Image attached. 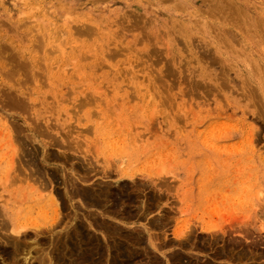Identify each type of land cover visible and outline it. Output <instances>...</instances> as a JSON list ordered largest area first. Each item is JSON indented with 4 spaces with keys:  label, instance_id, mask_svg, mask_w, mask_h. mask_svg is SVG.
<instances>
[{
    "label": "rangeland",
    "instance_id": "374dc122",
    "mask_svg": "<svg viewBox=\"0 0 264 264\" xmlns=\"http://www.w3.org/2000/svg\"><path fill=\"white\" fill-rule=\"evenodd\" d=\"M237 1L0 0V43L7 46V51H0V63L4 67V70L0 69V200L7 203L10 213L20 222L40 223L45 231L42 235L47 239L50 233L46 226L54 222L57 213V224L54 222L51 226L58 225L56 230L65 232L68 225L72 226L66 215L71 211L74 215L72 209L82 199H71L69 194L66 196L64 181L80 177L76 180L77 186L87 188L88 185V188L97 189V193L110 188L109 204L127 211L121 213L126 217L123 220L118 216L107 217L108 222H119L126 233L143 228L140 231L143 240L141 244L132 246V251L134 261L144 260L130 264H144L150 255L163 263L165 258H161L164 255H175L174 259H180L181 263L264 264V0H241L247 3L250 11L254 9L252 12L259 20L250 25L248 15L239 16V33L226 23L236 17L237 11L230 8L231 5L238 6L240 2ZM215 5H224L223 12L217 13ZM128 12L134 13L132 16L137 14L134 17L136 24L131 23L134 19ZM80 16L86 24L94 22L93 25L98 26L93 30L89 24L88 32L82 29V34L78 35L75 27L71 26L81 22L76 20ZM138 17V22L144 27L137 23ZM178 21L182 25H173ZM65 22L68 24L64 25ZM121 26L123 29L120 30ZM225 28L230 33L223 31ZM231 34L232 37L237 36L238 44L229 36ZM196 45L201 46L198 48ZM110 52H114L112 54L116 58L112 59ZM213 57L218 58L215 65L211 62H215ZM153 58L158 62L151 63ZM164 58L170 64L166 65L167 68ZM209 58L212 59L208 61ZM23 62L29 68L21 67ZM152 68L157 69H153L156 73L151 71ZM7 72L14 82L10 76L7 77ZM157 73L164 76H157ZM222 74L229 78L228 81ZM153 75L157 77L154 79ZM160 77L165 81H160ZM22 79L24 85L20 83ZM171 79L175 81L172 83ZM244 84L250 88L246 89ZM2 88L6 92L16 91L19 95L15 98L24 94L16 100L20 104L9 102V105L6 102L10 99L6 96L8 93L5 95ZM89 97L91 101L87 100ZM166 97L171 99L167 98L168 101ZM164 99L165 105L160 102ZM24 101L29 106L24 107L23 112L21 103ZM3 106H6L3 108L6 113L1 111ZM108 110L113 111L110 113ZM34 124L39 125L37 127L42 124V129L37 128V132ZM83 128L91 129V134ZM13 137L20 138V142L16 139L15 144ZM21 137L26 138L25 141ZM23 147H32L43 158L50 155L46 159L39 155L36 160L40 159L37 164L41 163L40 167L46 168L44 177L48 178L42 180L35 175L27 181L23 174L20 175L30 172L25 167L24 159L28 155L22 156L27 152ZM14 155L16 160H22L20 164L14 160ZM14 162L24 171L20 172ZM11 177L15 180L12 181ZM27 195L31 198L26 199ZM52 196L57 197L55 201ZM71 202L75 206L72 207ZM26 203L34 205L31 210L35 212L27 213L24 209L28 205ZM80 206L74 211H79L78 216L86 223L82 212H87V209L81 210ZM102 208L94 207L97 213ZM129 209L135 214L129 215ZM0 231L2 248L7 245L3 238L8 231L1 225ZM96 234L100 239L104 238L101 231H96ZM115 237L119 239L118 234ZM106 240L102 243L106 244ZM110 240L107 241L109 246L113 243ZM151 243L157 246L153 248ZM45 244L41 243L46 247ZM111 252L107 255L110 259Z\"/></svg>",
    "mask_w": 264,
    "mask_h": 264
},
{
    "label": "bare ground",
    "instance_id": "6f19581e",
    "mask_svg": "<svg viewBox=\"0 0 264 264\" xmlns=\"http://www.w3.org/2000/svg\"><path fill=\"white\" fill-rule=\"evenodd\" d=\"M164 1H166V0H164ZM175 1V0H174ZM224 1V0H223ZM257 1V0H256ZM170 2V1H169ZM193 2V1H192ZM204 2V1H203ZM220 2V1H219ZM234 2V1H233ZM237 2H240L239 3V5L237 6V5H235V6H233V5H231V10H234V11H237V13H235L236 14V17L234 18V17H232V19H233V21H230V22H228V21H226V23H230V25L233 27V29L234 30H236L237 31V33H239L238 32V30H240V26H239V23H240V18H239V16H243V15H248L250 18H249V21H250V25H254L255 23H258V20L259 19H257L255 16H257V15H255V13L254 12H252V11H254V9H252V11H250L249 9H248V5H247V3H244V2H242L241 0H238ZM149 3H150V1H149ZM130 4V3H129ZM191 4V3H190ZM198 4V3H197ZM212 4V3H211ZM211 4H210V6H211ZM236 4V3H235ZM249 4V3H248ZM152 5V4H151ZM249 5H252V4H249ZM263 5V4H262ZM104 6V5H103ZM167 6V5H166ZM225 6H227V5H225ZM253 6V5H252ZM135 7V6H134ZM195 7V6H194ZM223 7H224V5H218V6H216L215 5V9L217 10V13H219L220 14V12H223ZM31 8V7H30ZM199 8V7H198ZM259 8V7H258ZM140 9H142V8H140ZM190 9V8H189ZM202 9V8H201ZM260 9V8H259ZM127 11H129V10H127ZM163 11V10H162ZM178 11V10H177ZM201 11V10H200ZM23 12V11H22ZM137 12H139V11H137ZM149 12V11H148ZM179 12V11H178ZM184 12V11H183ZM129 13V12H128ZM187 13V12H186ZM216 13V12H215ZM234 13V12H233ZM232 13V14H233ZM11 14V13H10ZM130 15L129 16H132L131 15V13H129ZM149 14V13H148ZM184 14V13H183ZM200 14H202V13H200ZM218 14V15H219ZM223 14H225V13H223ZM122 15H127V14H123L122 13ZM136 16H137V14H135ZM132 16L133 17V19H134V21L133 22H131V23H134L135 22V20H136V18H134V17H136V16ZM152 15V14H151ZM140 16L141 17H143L141 14H140ZM139 16V17H140ZM180 16V15H179ZM229 16V15H228ZM228 16H226V17H228ZM247 16V17H248ZM121 17H123V16H121ZM125 17V16H124ZM139 17H138V19H137V23L138 24H140V25H142L143 26V24H141L140 22H138V20H139ZM210 17V16H209ZM80 18H81V16L80 17H76V20L77 21H81L80 20ZM196 18H197V16H196ZM205 18H207V17H205ZM222 18V17H221ZM239 18V20H237ZM226 19V18H225ZM123 20H124V18H123ZM141 20H142V18H141ZM224 20V19H223ZM132 21V20H131ZM207 21H209V20H207ZM225 21V20H224ZM90 22V21H89ZM148 22V21H147ZM203 22V21H202ZM70 23V22H69ZM96 23V22H95ZM145 23H146V20H145ZM190 23V22H189ZM66 24H68V22L66 23H64V25H66ZM71 24V23H70ZM73 24V23H72ZM71 24V25H72ZM90 24V25H89ZM87 23L86 24V22H84V21H81V22H77L76 24H73L71 27H75V30H76V33L79 35V34H82L80 31H82V29L83 30H85V33H86V30L89 28V27H92L93 28V30L98 26H96V25H93L94 24V22H91V23ZM119 24H122V23H119ZM134 24H136V22L134 23ZM133 24V25H134ZM147 24V23H146ZM145 24V25H146ZM179 24H181V21H178V23H174L173 25H177V26H179ZM220 24V23H219ZM225 24V23H224ZM242 24V23H241ZM89 25V27L87 28V26ZM127 25H129V24H127ZM150 25H151V23H150ZM182 25V24H181ZM210 25H212V23L210 24ZM23 26V25H22ZM96 26V27H95ZM125 26V25H124ZM138 26V25H137ZM137 26L135 27V28H137ZM215 26H216V24H215ZM221 26V25H220ZM230 26V27H231ZM246 26V25H245ZM261 26V25H260ZM264 26V25H263ZM262 26V27H263ZM95 27V28H94ZM139 27V26H138ZM144 27V26H143ZM143 27H141V29L143 28ZM219 27V26H218ZM229 27V26H228ZM229 27V28H230ZM256 27V26H255ZM262 27H261V29H262ZM121 28H122V26L120 27V30H121ZM132 28H134V27H132ZM152 28V27H151ZM211 28V27H210ZM221 28V27H220ZM74 29V28H73ZM123 29V28H122ZM124 29H125V27H124ZM130 29V28H129ZM157 29V28H156ZM172 29H174V28H172ZM232 28H231V30H233ZM244 29H245V27H244ZM79 30V31H78ZM133 30V29H132ZM132 30H131V32H132ZM204 30H206V29H204ZM215 30H216V28H215ZM127 31H129V30H127ZM157 31V30H156ZM161 31V30H160ZM213 31V30H212ZM223 31H225V32H228V33H230L229 31H228V29L227 28H225V30H223ZM32 32V31H31ZM84 32V31H83ZM87 32H88V30H87ZM142 32V31H141ZM246 32V31H245ZM75 33V32H74ZM152 34H153V32H151ZM150 33V34H151ZM205 33V32H204ZM216 33V32H215ZM214 33V34H215ZM228 33H226V34H228ZM232 33H234V32H232ZM257 33V32H256ZM145 34V33H144ZM151 34V35H152ZM176 34H178V33H176ZM183 34H185V33H183ZM236 34V33H235ZM235 34H233V35H235ZM247 34V33H246ZM245 34V35H246ZM46 35V34H45ZM142 35H143V33H142ZM146 35V34H145ZM161 35V34H160ZM175 36V35H174ZM191 36V35H190ZM205 36V35H204ZM220 36V35H219ZM231 38H235V39H233L234 40V42H236V37H232V34L231 35H229ZM1 37V36H0ZM152 37V36H151ZM161 37V36H160ZM196 36H194V38H195ZM206 37V36H205ZM215 37V36H214ZM242 37V36H241ZM249 37V36H248ZM39 38V37H38ZM89 38V37H88ZM145 38V37H144ZM150 38V37H149ZM178 38H181V37H178ZM208 38V37H207ZM222 38V37H221ZM239 38V37H238ZM116 39H117V37H116ZM153 39V38H152ZM151 39V40H152ZM160 39V38H159ZM184 39V38H183ZM182 39V40H183ZM186 39H190V37H187ZM203 39H205V38H203ZM175 40V39H174ZM185 40V39H184ZM192 40H193V38H192ZM195 40H197V39H195ZM230 40H232V39H230ZM117 41L119 42V40L117 39ZM123 41V40H122ZM142 41V40H141ZM180 41H181V39H180ZM194 41V40H193ZM192 41V42H193ZM245 41V40H244ZM38 42H40L39 40H38ZM44 42V41H43ZM140 42V41H139ZM152 42V41H151ZM211 42V41H210ZM218 42V41H217ZM224 42H225V40H224ZM227 42V41H226ZM179 43V42H178ZM194 43V42H193ZM201 43V42H200ZM205 44H206V42H204ZM237 44H238V42H236ZM251 43V42H250ZM40 44V43H39ZM57 44V43H56ZM136 44V43H135ZM140 44H141V42H140ZM152 44V43H151ZM154 44V43H153ZM164 44V43H163ZM180 44H183L182 42L180 43ZM208 44V43H207ZM226 44V43H225ZM231 44V43H230ZM35 45V44H34ZM165 45H166V43H165ZM189 45V44H188ZM193 45V44H192ZM202 45V44H201ZM200 45V46H201ZM221 45V44H220ZM227 45V44H226ZM235 45V44H234ZM249 45V44H248ZM119 46H121V45H119ZM154 46V45H153ZM167 46V45H166ZM185 46V45H184ZM183 46V47H184ZM197 46V45H196ZM199 46V47H200ZM211 46V45H210ZM229 46V45H228ZM227 46V47H228ZM231 46V45H230ZM251 46V45H250ZM249 46V47H250ZM6 47L7 46H3L1 43H0V51H5L6 50ZM136 47H138V46H136ZM186 47V46H185ZM198 47V46H197ZM198 47V48H199ZM49 48V47H48ZM121 48H123V47H121ZM121 48L119 49V50H121ZM131 48V47H130ZM152 48V47H151ZM202 48H204V47H202ZM218 48V47H217ZM234 48V47H233ZM252 48V47H251ZM57 49H58V47H57ZM113 49V48H112ZM124 49V48H123ZM127 49V48H126ZM163 49V48H162ZM188 49V48H187ZM207 49V48H206ZM215 49V48H214ZM255 49V48H254ZM48 50V49H47ZM60 50V49H59ZM118 50V49H117ZM119 50H118V52H119ZM134 50V49H133ZM143 50V49H142ZM153 50V49H152ZM168 50V49H167ZM184 50V49H183ZM205 50V49H204ZM209 50V49H208ZM224 50V49H223ZM222 50V51H223ZM7 51V50H6ZM113 51H115V50H113ZM138 51V50H137ZM144 51V50H143ZM162 51V50H161ZM206 51V50H205ZM213 51V50H212ZM43 52V51H42ZM108 52H109V50H108ZM117 52V53H118ZM130 52H133L132 50H130ZM135 52V51H134ZM147 52V51H146ZM149 52H151V51H149ZM154 52H156L155 50H154ZM181 52H183L182 50H181ZM200 52H201V50H200ZM204 52V51H203ZM214 52H215V50H214ZM214 52H213V55H214ZM111 53V52H110ZM110 53L108 54V56L110 55ZM112 53H114V52H112ZM111 53V58L112 57H114L113 56V54ZM116 53V54H117ZM136 53V52H135ZM191 53V52H190ZM122 54V53H121ZM136 54H138V52L136 53ZM142 54V53H141ZM140 54V55H141ZM143 54H144V52H143ZM153 53L151 52V55H152ZM156 54V53H155ZM158 54V53H157ZM162 54V53H161ZM160 53H159V55H161ZM176 54V53H175ZM204 54V53H203ZM216 54H217V52H216ZM225 54V53H224ZM19 55V54H18ZM22 55V54H21ZM124 55H126V54H124ZM145 55V54H144ZM162 55H164V54H162ZM185 55V54H184ZM201 55V54H200ZM200 55H197V56H200ZM205 55H206V53H205ZM3 56V55H2ZM118 56H121L120 55V53L118 54ZM155 56V55H154ZM188 56V55H187ZM190 56H191V54H190ZM212 56V55H211ZM21 57V56H20ZM148 57V56H147ZM170 58H171V56H169ZM194 57V56H193ZM201 57H202V55H201ZM110 58V57H109ZM108 58V59H109ZM114 58H116V56L114 57ZM124 58V57H123ZM140 58H141V61H142V57L140 56ZM157 58V57H156ZM160 58V57H159ZM185 58H186V56H185ZM184 58V59H185ZM199 58V60H200V57H198ZM214 58V61L217 59L218 60V58H216L215 59V57H213ZM18 59H19V57H18ZM17 59V60H18ZM113 59V58H112ZM148 59V58H147ZM154 59L155 58H153V59H151V60H153L154 61ZM158 59V58H157ZM183 59V58H182ZM181 59V60H182ZM212 58H209V60L208 61H210ZM7 60V59H6ZM146 60V59H145ZM150 60V59H149ZM159 60H161V58L160 59H158V61ZM164 60H165V58H164ZM171 60V59H170ZM19 61V60H18ZM21 61V60H20ZM148 61V60H147ZM147 61H145V62H147ZM157 60L156 61H154V62H151V63H155V62H158ZM16 62V61H15ZM26 62V61H25ZM25 62H23L22 64H21V67H23L24 68V66H26L25 65ZM161 62V61H160ZM175 62V61H174ZM202 62L204 63L205 61H203L202 60ZM211 62L215 65V63H216V61L215 62H213L212 60H211ZM210 62V63H211ZM27 63V62H26ZM43 63V62H42ZM142 64H143V62H141ZM141 63H138V64H141ZM150 63V62H149ZM169 63V62H168ZM207 63V62H206ZM209 63V64H210ZM32 64V63H31ZM157 64V63H156ZM155 64V65H156ZM159 64V63H158ZM218 64V63H217ZM216 64V65H217ZM2 63H0V69L1 70H4V67H2ZM17 65V64H16ZM150 65V64H149ZM154 65V64H153ZM166 65H170V64H167V62H166V60H165V67H166ZM211 65V64H210ZM220 65V64H219ZM29 66H30V64H29ZM151 66H152V64H151ZM157 66V65H156ZM225 66V65H224ZM15 67V66H14ZM27 68H29L28 66H26ZM164 67V68H165ZM179 67V66H178ZM207 67H208V64H207ZM214 68H215V66H213ZM219 67V66H218ZM30 68H31V66H30ZM167 68V67H166ZM165 68V69H166ZM169 68H170V66H169ZM203 69H204V67H202ZM220 68H221V70H222V67H221V65H220ZM225 68H227L226 66H225ZM225 68H224V70H225ZM25 69V68H24ZM23 69V70H24ZM34 69V68H33ZM146 69H148L147 67H146ZM154 68H152V70L151 71H154L153 70ZM219 69V68H218ZM228 69V68H227ZM226 69V70H227ZM261 69H263V68H261ZM130 70H131V68H130ZM170 71H171V69H169ZM220 70V69H219ZM218 70V71H219ZM225 70V72H227ZM150 71V70H149ZM155 71H157V69L155 70ZM154 71V72H155ZM170 71H168V72H170ZM173 71V70H172ZM264 71V70H263ZM262 71V72H263ZM29 72H30V70H29ZM32 72V71H31ZM175 72V71H174ZM180 72V71H179ZM213 72H214V69H213ZM223 72V71H222ZM229 72V71H228ZM254 72V71H253ZM3 73V72H2ZM9 72H7L6 74H8ZM16 73H18V72H16ZM147 73V72H146ZM153 73V72H152ZM151 73V74H152ZM156 73V72H155ZM221 73V71L220 72H218L217 74H220ZM224 73V72H223ZM5 74V73H4ZM15 74V73H14ZM37 74V73H36ZM122 74V73H121ZM158 75L157 76H161V74L159 75V73H157ZM170 74H171V72H170ZM211 74V73H210ZM227 74H230V73H227ZM257 74H258V72H257ZM256 74V75H257ZM11 74H8L7 75V77L8 76H10ZM127 75V74H126ZM223 76H224V78H225V74H222ZM140 76V75H139ZM143 76V75H142ZM154 76V79L157 77L156 75H153ZM156 76V77H155ZM162 76H164V75H162ZM161 76V77H162ZM178 76V75H177ZM215 76H216V74H215ZM229 76V75H228ZM11 77V76H10ZM160 77V79H162ZM165 77H167L166 75H165ZM173 76H171V78H172ZM185 77V76H184ZM217 77H219V76H217ZM222 77V76H221ZM220 77V78H221ZM13 77H11V80H13V82L15 81L14 79H12ZM77 78V77H76ZM138 78V77H137ZM223 78V77H222ZM224 78L222 79L223 81H224ZM7 79V78H6ZM97 79H98V77H97ZM151 79V78H150ZM149 79V80H150ZM158 79H159V77H158ZM163 79H164V77H163ZM160 80V81H165V80ZM166 79V78H165ZM174 79V78H173ZM215 79V78H214ZM213 79V80H214ZM226 79H227V76H226ZM225 79V80H226ZM229 79V78H228ZM228 79H227V81H228ZM168 80H170V79H168ZM178 80V79H177ZM186 80V79H185ZM221 80V81H222ZM233 80V79H232ZM22 81H23V79L22 80H20V83L21 84H23L22 83ZM24 81H25V79H24ZM156 81H157V79H156ZM172 81H175V80H172L171 79V82ZM242 81V80H241ZM169 82V81H168ZM170 82V83H171ZM201 82V81H200ZM9 83V82H8ZM25 83V82H24ZM95 83V82H94ZM129 83V82H128ZM166 83H167V81H166ZM173 83V82H172ZM177 83V82H176ZM194 83V82H193ZM199 83V82H198ZM197 83V84H198ZM207 83V82H206ZM15 84H16V82H15ZM47 84V83H46ZM159 84V83H158ZM163 84V83H162ZM203 84V83H202ZM202 84H201V86H202ZM216 84V83H215ZM24 85V84H23ZM105 85V84H104ZM200 85V84H199ZM211 85V84H210ZM223 85V84H222ZM221 85V83H220V86H222ZM245 85V84H244ZM247 85V84H246ZM245 85V86H246ZM165 86H166V84H165ZM195 86V85H194ZM206 86H208V85H206ZM244 86V87H245ZM1 87H3V86H1ZM99 87V86H98ZM153 87V86H152ZM215 87V86H214ZM222 87H224V86H222ZM226 87V86H225ZM238 87V86H237ZM242 87V86H241ZM253 87V86H252ZM8 88V87H7ZM6 88V89H7ZM156 88V87H155ZM171 88H172V86H171ZM218 88H220L219 86H218ZM239 88V87H238ZM237 88V89H238ZM248 88H250L249 87V85H247V88L246 89H248ZM5 89V88H4ZM3 88H2V91L4 90ZM162 89V88H161ZM165 89V88H164ZM224 89V88H223ZM222 89V90H223ZM240 89H242V88H240ZM245 89V88H244ZM245 89V90H246ZM14 90H15V88H14ZM20 90V89H19ZM22 90V89H21ZM26 90V89H25ZM102 90V89H101ZM166 90V89H165ZM206 90H207V88H206ZM206 90H204V91H206ZM243 90V89H242ZM257 90V89H256ZM1 91V92H2ZM17 91H18V89H17ZM154 92H155V90H153ZM157 91H159V90H157ZM188 91V90H187ZM233 91V90H232ZM3 92H5L4 94L6 95L7 93V95L6 96H9V98L11 99V101H9L10 99H8L6 96L4 97V98H7L8 99V101H6V102H11V103H13V105L16 103V100L19 98H21L24 94H22L21 96H19V97H17V98H15L14 96H17V95H19L16 91H14L13 92V90H7V92L6 91H3ZM2 92V93H3ZM12 92V93H11ZM21 92V91H20ZM89 92V91H88ZM167 93H168V91H166ZM207 92H209V91H207ZM212 92V91H211ZM243 92V91H242ZM242 92H240V93H242ZM247 92H249V90H247ZM257 92V91H256ZM21 93H23V92H21ZM24 93H26V92H24ZM70 93V92H69ZM191 93V92H190ZM204 93H206V92H204ZM218 93V92H217ZM239 93V94H240ZM244 93H246V91L244 92ZM251 93H253L252 91L250 92V95H251ZM259 93V92H258ZM27 94V93H26ZM92 94V93H91ZM90 94V95H91ZM257 94V93H256ZM255 94V92H254V95H256ZM67 95H68V93H67ZM151 95V94H150ZM163 95V94H162ZM211 95V94H210ZM85 96H88V94L87 95H85ZM133 96V95H132ZM156 96V95H155ZM258 96V94L256 95V97ZM143 97V96H142ZM152 97H153V95H152ZM162 97V96H161ZM165 97V96H164ZM163 97V98H164ZM181 97V96H180ZM219 97V96H218ZM222 97V96H221ZM90 98V97H89ZM87 99L88 101H91V98H92V95H91V98L90 99ZM137 98V97H136ZM149 98V97H148ZM168 97H166L165 99H167ZM18 99V100H19ZM36 99V98H35ZM83 99H85V98H82V100ZM93 99V98H92ZM96 99H97V97H96ZM140 99V98H139ZM146 99V98H145ZM163 100V101H160V102H162V104L163 103H165V101L166 100ZM169 99V98H168ZM167 99V100H168ZM171 99V98H170ZM169 99V100H170ZM13 100V101H12ZM17 100V101H18ZM22 101L21 102H23V98L21 99ZM81 100V99H80ZM94 100V99H93ZM168 100V101H169ZM255 100H256V98H255ZM261 100V99H260ZM67 101V100H66ZM84 101V100H83ZM82 101V102H83ZM176 101V100H175ZM0 102H2V100H1V98H0ZM15 102V103H14ZM20 102V101H19ZM81 102V104H83V103H85V102H83L82 103ZM87 102V101H86ZM256 102V101H255ZM5 103V102H4ZM4 103H3V105H4ZM8 103L6 104V105H8ZM11 103H9V105L11 104ZM25 103H27V101L25 102L24 101V103H21V105H22V107L24 108V107H27V106H29V105H27L26 106V104ZM17 104V103H16ZM15 104V105H16ZM20 104V103H19ZM19 104H17V105H19ZM25 104V105H24ZM29 104V103H28ZM120 104V103H119ZM264 104V103H263ZM1 105H2V103H1ZM20 105V106H21ZM79 105V104H78ZM93 105V104H92ZM163 105H165V104H163ZM260 105V104H259ZM263 106V105H262ZM4 107H6V106H3L2 107V112H4V113H6L5 111H4ZM114 107V106H113ZM224 107V106H223ZM259 107V106H258ZM0 108H1V106H0ZM4 108V109H3ZM32 109V108H31ZM262 109V108H261ZM28 110H29V108H28ZM27 110V111H28ZM259 110V109H258ZM262 110H264V109H262ZM261 110V111H262ZM9 111H11V110H9ZM9 111L7 112V114L9 113ZM25 111V108L23 109V112ZM26 111V112H27ZM108 111H110V110H108ZM113 110H111L110 111V113L112 112ZM164 111V110H163ZM260 111V110H259ZM261 111H260V113H261ZM13 112V111H12ZM22 112V113H23ZM80 112V111H79ZM246 112V111H245ZM263 112V111H262ZM1 113V112H0ZM12 114V113H11ZM29 114V113H28ZM27 114V115H28ZM180 113H178V115H179ZM0 115H2V114H0ZM6 115V114H5ZM8 115H10V114H8ZM8 115H6V116H8ZM111 115V114H110ZM109 115V116H110ZM177 115V114H176ZM182 115V114H181ZM257 115H262V114H257ZM93 116V115H92ZM166 116V115H165ZM264 116V115H263ZM9 117V116H8ZM14 117V116H13ZM15 117H17V116H15ZM76 117V116H75ZM164 117V116H163ZM169 117V116H168ZM7 118V117H6ZM11 118V117H10ZM179 118V117H178ZM28 119V118H27ZM109 119V118H108ZM180 119V118H179ZM32 120H34V118L32 119ZM8 121V120H7ZM6 122V121H5ZM13 122V121H12ZM35 122V121H34ZM18 124V123H17ZM36 124V123H35ZM34 124V125H35ZM152 124V123H151ZM12 125V124H11ZM21 125V124H20ZM19 125V126H20ZM33 125V124H32ZM37 126H39V125H37ZM36 125H35V128H36V131L37 132H39V130H37V128L39 129H42L41 127H42V124H41V126L40 127H37ZM70 126H72V125H70ZM69 126V127H70ZM92 126V125H91ZM122 126V125H121ZM183 126V125H182ZM32 127V126H31ZM47 127V126H46ZM46 127H45V130H46ZM50 127V126H49ZM14 128V127H13ZM17 128H18V126H17ZM22 128V127H21ZM44 128V127H43ZM51 128V127H50ZM77 128V127H76ZM34 129V128H33ZM74 129V128H73ZM82 129V128H81ZM84 129V128H83ZM157 129V128H156ZM182 129V128H181ZM256 129V128H255ZM15 130V129H14ZM21 130V129H20ZM22 130H23V128H22ZM44 130V131H45ZM89 130H91V129H84V131L85 132H87V133H90L91 134V132H89ZM179 130H180V128H179ZM35 131V130H34ZM40 131H43V130H40ZM47 131H48V129H47ZM74 131V130H73ZM257 132H259L258 130H257ZM20 133V132H19ZM18 133V134H19ZM47 133V132H46ZM81 133H84V132H82L81 131ZM24 134V133H23ZM35 134H36V132H35ZM12 136H14V134H11ZM16 135V134H15ZM26 135V134H25ZM27 135H29V134H27ZM26 135V136H27ZM33 135V134H32ZM32 135H30V136H32ZM61 135H62V133H61ZM146 135V134H145ZM256 135V134H255ZM260 135V134H259ZM18 135H16V137H17ZM37 136V135H36ZM47 136H49V135H47ZM65 137H66V135H64ZM53 137H55V136H53ZM52 137V138H53ZM14 138V137H13ZM22 138V140H24L25 141V139H23V137H21ZM141 138V137H140ZM15 139V138H14ZM17 139V138H16ZM14 140V142H15V144H16V141L18 140V142H20L19 141V139L20 138H18L17 140ZM53 139H56V137L55 138H53ZM21 140V139H20ZM23 141V142H24ZM32 141V140H31ZM138 141V140H137ZM136 141V142H137ZM22 142V141H21ZM22 142V143H23ZM57 142V141H56ZM80 142H82V141H80ZM21 143V144H22ZM24 143H26V142H24ZM32 143H33V141H32ZM32 143H30V144H32ZM45 143V142H44ZM44 143H42L44 146L46 145V144H44ZM49 143V142H48ZM47 143V144H48ZM55 142H53V145H55L54 144ZM59 143V142H58ZM29 144V143H28ZM41 144V145H42ZM82 144V143H81ZM20 145V144H19ZM18 145V146H19ZM40 145V146H41ZM52 145V144H51ZM62 145V144H61ZM84 145V144H83ZM17 145H16V147H18ZM32 146V145H31ZM34 146V145H33ZM35 146H37V144L35 145ZM43 146V147H44ZM47 146V145H46ZM70 146H71V143H70ZM69 146V147H70ZM15 147V148H16ZM30 147V146H29ZM29 147H26V148H24L27 152H28V154H27V152L25 153L24 151H23V149L21 150L22 152H24L23 154L24 155H22L24 158L28 155V158H25L24 159V163H25V167H26V169L28 168V171L30 170V172H28L27 174H24V173H26V172H22V169H23V171H24V168H22L21 166H18V164H15V162L13 163V165L15 164V165H17L21 170H20V172H22V173H20V175L21 174H23L24 175V178H26L27 179V181H28V179H29V181H30V179H31V176H38L39 175V177L42 179V180H44L45 178H48V177H44L45 176V170H46V168L45 169H43L42 168V166L40 167V164L38 165L37 163L38 162H40L39 160H38V162H36V160H37V158H38V156L39 155H41V154H39L38 155V151L37 150H35V149H32V147H31V149H28ZM62 147V146H61ZM63 147H66V145L65 146H63ZM68 147V148H69ZM36 148V147H35ZM37 148H39V147H37ZM47 148V147H46ZM44 149H45V147H44ZM71 149V148H70ZM72 149H73V147H72ZM91 149V148H90ZM17 150H19V148H17ZM17 150H15L16 151V153H15V155L17 154ZM34 150V151H33ZM41 150V149H40ZM69 150V149H68ZM93 150V149H92ZM21 151H19V152H21ZM41 152H42V150H41ZM44 152H46V154H48L47 153V151H46V149H45V151ZM83 152V151H82ZM93 152V151H92ZM60 153V152H59ZM65 153V152H64ZM109 154V153H108ZM120 154V153H119ZM12 155V154H11ZM15 155H14V157H15ZM45 155V154H44ZM166 155V154H165ZM13 156V155H12ZM43 155H41V157H42ZM47 156H50V155H46L44 158L46 159V157ZM55 156V155H54ZM53 156V157H54ZM17 157V156H16ZM15 157V161H18V160H16L17 158ZM40 157V156H39ZM43 158V157H42ZM43 158V159H44ZM57 158V157H56ZM55 158V159H56ZM75 158V157H74ZM49 159V158H48ZM48 159H47V161H48ZM87 159V158H86ZM13 160V161H14ZM20 161H22V160H20ZM20 161H18V163L20 162ZM73 161V160H72ZM88 161V160H87ZM93 161V160H92ZM42 162V161H41ZM71 162V161H70ZM84 162V161H83ZM94 162V161H93ZM92 162V164H94ZM17 163V162H16ZM44 163V162H43ZM90 163V162H89ZM20 164V163H19ZM84 164V163H83ZM12 165V164H11ZM21 165H23V164H21ZM33 167H32V166ZM77 165V164H76ZM75 165V166H76ZM24 166V165H23ZM44 166V165H43ZM94 166H97L96 164H94ZM114 166V165H113ZM13 167V166H12ZM18 167H16L17 169H18ZM13 168H15V167H13ZM16 168H15V170H16ZM110 168V167H109ZM116 168V167H115ZM43 169V170H42ZM19 170V169H18ZM17 170V175H18V173H19V171ZM92 170V169H91ZM111 170V169H110ZM57 171V170H56ZM9 172V171H8ZM11 172V171H10ZM66 172V171H65ZM109 173V172H108ZM13 174V173H12ZM49 174V173H48ZM72 174V173H71ZM84 174V173H83ZM109 175V174H108ZM13 177L15 178V175L13 174ZM38 177V178H39ZM82 177V176H81ZM107 177H109V176H107ZM9 177H7V179H8ZM14 178H12L11 177V180L13 179V180H15ZM39 178V179H40ZM61 178V177H60ZM84 178H86V177H84ZM18 179V178H17ZM20 179V178H19ZM26 179H24V180H26ZM51 179V178H50ZM66 179V178H65ZM69 178H67V180L66 181H64V183H66L65 184V187H66V191L68 192H66V196H69L70 195V198L72 199V198H74V197H79V200L80 199H82L81 201L82 202H80L79 203V205H81L82 206V208H80L81 210H84V209H87V212H85V210L82 212V216H83V220L84 219H86V223H85V221H81L82 219H80L81 217H79L80 215V213L78 214V212L79 211H74V209H76V208H78V204H77V207L75 206V204L74 203H72L71 202V205H72V207L73 206H75L74 207V209H72L73 210V212H75V213H73L74 215H72V211H71V213L70 214H68V213H65V214H68V215H66V216H69V222H71L72 221V226H71V224L70 225H68V224H66V225H68V227H66L65 229V232H60V230H56V226L58 227V225H53V226H51L52 224H55L54 222H56L57 221V219L59 218L58 217V214L56 213V216H55V220H54V222L52 223L51 221H50V223H52V224H47V226H46V228L48 229V233H50V236L48 235V237H50V238H45L43 235H44V233H45V231L43 230L44 228L41 226V224L40 223H26V222H20V221H18L17 219H16V217L15 216H13V214H12V212L10 213V210H9V208L7 207V203L6 204H3L2 203V199L0 200V225H1V227H2V229H4V230H6V231H8V233H2V234H5L4 235V242H5V244H7V245H5V247L3 246L2 248H0V250H1V256H0V258H1V264H130V263H134V262H140L141 260L140 259H137L136 261H134L135 259H134V252L132 251V250H134L133 249V247L132 246H134L135 244H141V242H142V240H143V234L140 232L141 230H137V231H131V232H129V233H126L125 231H124V229L120 226L121 224L118 222V224L117 223H112V221H107L106 220V218L107 217H114V218H116L115 216H118V218L120 217V218H122V220L124 219V218H126L124 215H121V213H127V211L126 210H124V209H120L121 207H119V210L117 209V207L115 206V205H113V203L112 204H109L110 202H108L111 198V195H112V191L110 190V188H108V190H105V191H103V189H102V191H100L99 193H97L96 192V190L94 189V188H92L91 189V187L90 188H88V185H87V188L86 187H79V186H81V185H76V184H78V180L77 179H80V177H76V180L74 179H72V180H68ZM82 179V178H81ZM87 179H89L88 177H87ZM10 180V181H11ZM12 180V181H13ZM23 180V179H22ZM21 180V181H22ZM32 180H34V179H32ZM36 180V179H35ZM85 180V179H84ZM134 180V179H133ZM7 181H9V180H7ZM6 181V182H7ZM17 181V180H16ZM36 181H38V180H36ZM35 182V181H34ZM87 182V181H86ZM94 182H96V181H94ZM105 182H106V180H105ZM130 182V181H129ZM134 182V181H133ZM161 182V181H160ZM164 182V181H163ZM8 183V182H7ZM30 183V182H29ZM33 183V182H32ZM37 183V182H36ZM51 183V182H50ZM135 183V182H134ZM143 183V182H142ZM141 183V184H142ZM159 183V182H158ZM157 183V184H158ZM162 183V182H161ZM161 183H159L160 185H161ZM165 183V182H164ZM6 184V183H5ZM10 184V182L8 183V185ZM100 184V183H99ZM22 185V184H21ZM45 185V184H44ZM164 185V184H163ZM83 186V185H82ZM96 186V185H95ZM163 187V186H162ZM167 187V186H166ZM168 187H170V186H168ZM7 188V187H6ZM96 188V187H95ZM133 188V187H132ZM135 188V187H134ZM100 189V188H99ZM138 189V188H137ZM42 190V189H41ZM139 190H141V189H139ZM115 192V191H114ZM124 192V191H123ZM142 192V191H141ZM64 193V192H63ZM28 194V193H27ZM43 194V193H42ZM69 194V195H68ZM123 194H125V193H123ZM157 194V193H156ZM39 195H41V194H39ZM103 195V197H101ZM119 195H121V194H119ZM127 195V194H126ZM137 195H138V193H137ZM28 197H25L26 199L27 198H31L30 197V195H27ZM125 196V195H124ZM130 196V195H129ZM128 196V197H129ZM53 197V200L55 199L56 200V198L57 197H54V196H52ZM3 198V197H2ZM25 198L23 199V200H25ZM122 198H124L123 197V195H122ZM8 199V198H7ZM136 199V198H135ZM140 199V198H139ZM53 200H51L52 202H54ZM59 200V199H58ZM66 200V199H65ZM70 200V199H69ZM131 200V199H130ZM141 201V200H140ZM7 202V201H6ZM21 202V201H20ZM57 202H59V201H57ZM127 202V201H126ZM16 203H18V202H16ZM55 203V202H54ZM26 204H28V203H26ZM51 204V203H50ZM53 204V203H52ZM60 204H61V202H60ZM70 204V203H69ZM215 204V203H214ZM58 205H59V203H58ZM57 205V206H58ZM112 205V206H111ZM142 205V204H141ZM140 205V206H141ZM39 206V205H38ZM70 206V205H69ZM80 206V207H81ZM137 206V205H136ZM139 206V205H138ZM36 207V206H35ZM42 207H44V205L42 206ZM46 207V206H45ZM94 207H96V208H99V207H103L102 209H99V211H98V213L97 212H95V209H94ZM146 207V206H145ZM32 208H34V205H31V204H28L27 205V207L26 208H24L25 210H26V212L28 213V212H31V211H34V210H31ZM57 208V207H56ZM55 208V209H56ZM54 209V210H55ZM59 209V208H58ZM68 209H69V207H68ZM145 209V208H144ZM216 209H217V207H216ZM39 209H37V211H38ZM41 210H43V208H41ZM130 210V209H129ZM138 210V209H137ZM44 211V210H43ZM60 211V210H59ZM94 211V212H93ZM97 211V210H96ZM213 211V210H212ZM35 212V211H34ZM67 212H69V211H67ZM81 212V211H80ZM85 212V213H84ZM129 212V215H131V214H135V213H131L132 212V210H130V211H128ZM143 212V211H142ZM145 212V211H144ZM44 213V212H43ZM59 214H60V212H58ZM136 214H138V213H136ZM149 214V213H148ZM79 215V216H78ZM126 215V214H125ZM77 216H78V218L79 219H77ZM137 217V216H136ZM68 218V217H67ZM48 219V218H47ZM138 219V218H137ZM149 219V218H148ZM60 221H61V219H59ZM68 220V219H67ZM150 220V219H149ZM149 220H148V222H149ZM154 220V219H153ZM23 221V220H22ZM115 221V220H114ZM113 221V222H114ZM120 222H121V220H119ZM151 221H152V219H151ZM112 224H111V223ZM117 222V221H116ZM157 222V221H156ZM58 223H60V222H58ZM122 223H123V221H122ZM151 223V222H150ZM155 223V222H154ZM56 224H57V222H56ZM65 225V226H66ZM149 225V224H148ZM151 225V224H150ZM149 225V226H150ZM155 225H156V223H155ZM49 226H51V228H48ZM61 227H62V225H61ZM64 227V226H63ZM129 227V226H128ZM148 227V226H147ZM182 227V226H181ZM181 227H180V229H181ZM59 228V227H58ZM135 228H137V227H135ZM141 228V227H140ZM150 228V227H149ZM152 228H154V227H152ZM146 229V231L148 230L147 228H145ZM144 229V230H145ZM184 229V228H183ZM188 229V228H187ZM136 230V229H135ZM96 231H101V233L103 234V236H104V238L103 239H100V237H98V235L96 234ZM185 231V230H184ZM1 232V231H0ZM57 232V233H56ZM186 232V231H185ZM188 232H189V230H188ZM187 232V233H188ZM215 233V232H214ZM1 234V233H0ZM43 234V235H42ZM47 234V233H46ZM117 234L119 235V239H117L116 237H115V235L117 236ZM216 234V233H215ZM146 235V234H145ZM157 235V234H156ZM155 235V236H156ZM179 235V234H178ZM42 236V237H41ZM160 236V235H159ZM163 236H165V234L163 235ZM216 236H217V234H216ZM122 237V238H121ZM180 237V236H179ZM156 238V237H155ZM160 238V237H159ZM191 238V237H190ZM2 239V238H1ZM0 239V240H1ZM106 239H108V240H106ZM110 239H112V244L109 246V242H107V241H109ZM187 239H188V237H187ZM219 239V238H218ZM235 239V238H234ZM102 240H106V244H104V242L102 243ZM166 240V239H165ZM225 240H227V239H225ZM230 240H232V239H230ZM111 241V240H110ZM218 240H216L215 242H217ZM220 241V240H219ZM234 241H236V240H234ZM185 242V241H184ZM41 243H46L47 244V246H46V244H45V246L46 247H44V246H42L41 245ZM230 243V242H229ZM235 243H237V242H235ZM152 244V246H153V248H155L156 246H157V244L156 243H151ZM189 244V243H188ZM208 244V243H207ZM216 244V243H215ZM180 245V244H179ZM224 245V244H223ZM228 245V244H227ZM169 246V245H168ZM188 246H190V245H188ZM132 247V248H131ZM109 248H110V250H109ZM111 248H112V252H111ZM186 248V247H185ZM223 248V247H222ZM152 249V248H151ZM204 249V248H203ZM228 250V249H227ZM178 251V250H177ZM230 251V250H229ZM228 251V252H229ZM35 252V253H34ZM109 252H111L112 253V259H110L107 255H110V253ZM252 252V251H251ZM107 253V254H106ZM240 253V252H239ZM138 254V253H137ZM163 254V253H162ZM176 254V253H175ZM218 254V253H217ZM225 254V253H224ZM149 255V254H148ZM164 255V254H163ZM230 255H231V253H230ZM237 255V254H236ZM175 256V255H174ZM174 256L172 257V256H170V257H166V255H164V257L163 258H161V259H164L165 258V260H164V263L162 262V261H160L157 257H155V256H148V259H147V261H146V263H144V264H191V262H189V263H186V262H184V263H181L178 259L177 260H175L174 259ZM180 256H183V255H180ZM218 256V255H217ZM221 256H223V255H221ZM64 257H66V258H64ZM136 258H137V256H135ZM234 257V256H233ZM236 257V256H235ZM182 258V257H181ZM229 258V257H228ZM65 259V260H64ZM183 260H184V258H182ZM236 259V258H235ZM144 260V259H143ZM142 260V261H143ZM182 260V261H183ZM185 261V260H184ZM194 261V260H193ZM236 261V260H235ZM206 262V261H205ZM207 263V262H206ZM209 263V262H208ZM211 263V262H210ZM140 264V263H139ZM220 264V263H219Z\"/></svg>",
    "mask_w": 264,
    "mask_h": 264
}]
</instances>
